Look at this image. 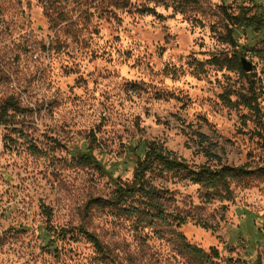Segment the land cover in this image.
Segmentation results:
<instances>
[{
	"label": "rangeland",
	"instance_id": "rangeland-1",
	"mask_svg": "<svg viewBox=\"0 0 264 264\" xmlns=\"http://www.w3.org/2000/svg\"><path fill=\"white\" fill-rule=\"evenodd\" d=\"M226 12L247 17L235 44ZM10 98L0 264H264V0H0V104ZM145 141L193 170L227 167L230 192L157 167L167 219L126 214L114 181L133 180ZM211 142L221 164L201 150ZM89 148L102 168L79 161Z\"/></svg>",
	"mask_w": 264,
	"mask_h": 264
},
{
	"label": "trees",
	"instance_id": "trees-1",
	"mask_svg": "<svg viewBox=\"0 0 264 264\" xmlns=\"http://www.w3.org/2000/svg\"><path fill=\"white\" fill-rule=\"evenodd\" d=\"M54 1L57 2L59 0ZM149 1L165 3V0ZM226 16L231 25V28L229 29V36L232 39L233 44H235L233 39L235 27L241 25L243 23V18L246 19L247 17L231 15L228 12H226ZM234 66L240 70L243 68L242 62L241 60L239 61V59L234 62ZM254 100L255 107L253 105L250 106L259 110L258 101L256 99ZM19 110L20 106L14 98H10L0 104V124L3 125L7 123L12 116L11 113ZM194 134L201 145L210 141V137L205 133L195 132ZM217 146L218 145L216 143L211 142L210 148L201 147V150L209 161H217L221 164L222 158L216 151ZM90 150L91 148L81 152L78 155L79 161L83 164L94 165L95 167L102 168L99 161L93 156L92 150ZM142 152L144 154L143 156L140 153L136 154L133 180L130 182L115 180V194L114 197L110 199L111 204L117 208L127 206L126 209H124L126 214H130L142 222H144L146 218H152L153 220H166L168 216L164 203L162 202V199L165 198L163 196V192L152 185L148 179V174L154 171L157 167L162 171L185 174L186 178L196 176L198 178L196 183L207 189L215 191L216 194L220 193V189L230 192L228 178L232 175L231 172L233 171L227 167L212 169L209 166L201 165L197 170H193L185 160L180 159L174 153L169 152L163 145L156 141H145ZM45 212L50 216L47 209H45ZM174 219L182 222L179 217ZM79 231L94 244L99 252L106 253L101 240L95 233L88 231L82 226L79 228ZM185 251L203 263L208 262L207 254L199 248L186 245ZM212 252L215 251L213 250ZM215 255L217 256L218 253L215 252ZM228 264H232L231 261H229Z\"/></svg>",
	"mask_w": 264,
	"mask_h": 264
},
{
	"label": "water",
	"instance_id": "water-1",
	"mask_svg": "<svg viewBox=\"0 0 264 264\" xmlns=\"http://www.w3.org/2000/svg\"><path fill=\"white\" fill-rule=\"evenodd\" d=\"M241 62H242V66H243L245 71H247V72H251L252 71V69H253L252 63H250L245 58H241Z\"/></svg>",
	"mask_w": 264,
	"mask_h": 264
}]
</instances>
